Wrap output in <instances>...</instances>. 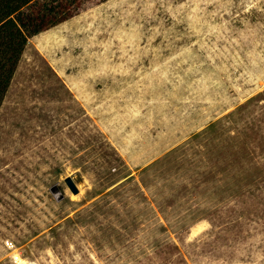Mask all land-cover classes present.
Returning <instances> with one entry per match:
<instances>
[{"label": "rangeland", "instance_id": "rangeland-1", "mask_svg": "<svg viewBox=\"0 0 264 264\" xmlns=\"http://www.w3.org/2000/svg\"><path fill=\"white\" fill-rule=\"evenodd\" d=\"M0 264H264V0H89L30 39Z\"/></svg>", "mask_w": 264, "mask_h": 264}, {"label": "trees", "instance_id": "trees-1", "mask_svg": "<svg viewBox=\"0 0 264 264\" xmlns=\"http://www.w3.org/2000/svg\"><path fill=\"white\" fill-rule=\"evenodd\" d=\"M88 1L0 0V109L29 40L67 22Z\"/></svg>", "mask_w": 264, "mask_h": 264}, {"label": "water", "instance_id": "water-1", "mask_svg": "<svg viewBox=\"0 0 264 264\" xmlns=\"http://www.w3.org/2000/svg\"><path fill=\"white\" fill-rule=\"evenodd\" d=\"M66 184L68 185V187L70 188V190L74 194H78L79 193V189H78L76 183L74 182V180L72 178H67L66 179Z\"/></svg>", "mask_w": 264, "mask_h": 264}]
</instances>
